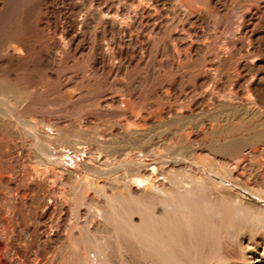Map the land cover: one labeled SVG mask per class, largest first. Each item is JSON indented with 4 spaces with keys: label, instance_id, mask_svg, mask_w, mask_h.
<instances>
[{
    "label": "bare ground",
    "instance_id": "bare-ground-1",
    "mask_svg": "<svg viewBox=\"0 0 264 264\" xmlns=\"http://www.w3.org/2000/svg\"><path fill=\"white\" fill-rule=\"evenodd\" d=\"M88 3H91L89 7L85 6V3L69 0L66 5H68L67 8L71 15L64 16L60 21L56 14H62V0H0V142L6 139L14 140L15 143L25 148V151L29 147L32 148L28 143L30 138L38 145L35 149L37 153L34 156L35 164L24 171L23 166V172L15 171L16 165L14 164L13 168V165L6 164V161L5 165L7 166L3 163L2 166L5 167H0V201H2L0 205L2 227L0 238L9 233V231L7 233V229H10L11 233L18 229L20 235L34 244L41 242L46 247L47 243L56 241L57 246L53 248L55 254L53 259L51 258L52 261L50 260L54 264H264V171L259 173L260 178L256 181L258 183H255L256 189L243 190L244 188L240 189L231 182L232 178L246 180L250 175L247 173V168L252 165V156L264 153V95L262 92L264 90V75L256 73L254 58L258 54L252 53L247 48L237 55L238 52L234 50L235 54L233 50H230L231 48L227 45L228 43L225 44V41L224 44L218 45L214 42L215 40L213 41V38L212 42L199 39L204 29L201 24L206 22L209 17H213L222 25L223 22H226L224 18L226 19L230 14L233 20L229 22L227 28L231 30L235 23H239V20L241 21L247 16L264 14V0H90ZM92 5L96 6L97 13L95 14L98 17L96 22L99 26L101 25L103 33L110 31L114 37L113 41L105 45L98 38L97 33H94L93 37L90 32V35L86 34V31H91L90 28H92L90 27L91 15L89 14ZM166 7L168 8L167 13L176 11L180 16L187 17L189 20L187 34L186 36L183 34L185 37L182 36L179 42L176 39V43L169 51L171 52L169 53L171 54L170 58L163 61L159 57L160 62L167 64L170 71L179 74V84H183L185 78L191 79V83L189 82L190 84L183 94L181 92L182 95L177 94L179 97L177 98L181 99L179 104H175L178 102L176 99L174 103H162L164 99L167 100L174 96L171 92L175 91L177 87L175 79L168 80L166 83L164 80L163 83H160L159 88L154 86L157 89L152 94V98L158 101L156 109H152L156 105H150L151 107H147L148 110L144 109L140 117H134L136 121L130 119V122V120L124 119L125 121L122 122L123 116L132 114L130 102L131 100L137 101L135 95L139 91L138 85L136 94L131 91L132 89L130 90L128 84L119 85L117 88L121 94H106V92L104 94L103 92L100 96L97 95L98 98L95 100L90 95L91 92L75 91L77 88L69 90L74 83L70 82L67 86L65 85L62 93L63 110L76 112L77 117L72 119L75 115L71 118L57 116L53 115V112L51 114L53 116L41 114L42 109L46 107L47 110L50 108L55 112L60 111V104L58 105L59 100L56 101L58 98L46 101V97L51 93L49 86L52 84L48 86L42 80L25 76L24 71L27 69L29 71L30 65H32L34 51L39 57L45 55L50 57L53 65L56 66L65 57L67 58V55L69 56L73 52L75 54V51L80 49H86L88 53L98 51L100 59H107L109 62L117 56L122 57L128 54L133 56L134 53H143V49H148L149 52L155 51L153 47L157 45V36L160 37L162 33H165L168 27L169 16L164 14ZM31 9L37 10L38 18L33 19L30 13ZM193 9H197L199 12L194 15L192 14ZM145 25L149 26V29L146 27L149 34L145 33V29L140 31L141 28H145ZM229 29L228 31H230ZM32 30L39 35L38 40L33 38ZM236 34L237 32L233 33L234 36ZM210 37L211 35L209 38H205L210 39ZM246 39L248 38L246 37ZM243 40L239 43H243L245 41ZM233 43H235L234 40ZM230 45L232 46L231 43ZM78 52L81 53V51ZM84 52L82 53L84 54ZM91 54H88L87 57L89 58ZM162 55L163 51H161ZM67 59L69 60V57ZM127 64L124 66L125 69ZM148 64L146 65L148 66ZM121 66L116 65V71L121 72L123 67ZM222 66H225L224 69H227L228 72L226 74L227 85L222 80L225 76L221 78V71H219L220 75L218 73ZM42 68L45 73L43 77L45 76L44 79L46 78V82H48L47 79L53 77L56 68L48 65H43ZM137 70L139 69L137 68ZM96 74L98 75V73ZM171 75H173L172 72ZM167 77L164 78L167 79ZM58 80L60 81V78ZM90 81L87 82L90 83ZM109 82L112 84L111 81ZM80 84L78 86L82 87ZM135 84L137 83L135 82ZM106 85L104 86L106 87ZM252 90L259 92L257 100L252 98ZM91 94H94L93 91ZM186 98H191V102L181 103ZM60 102L62 105L61 100ZM94 103L96 108L100 109L98 111L105 115V118H107L106 115H109L113 119L110 120L112 122L110 130L106 123L109 133L105 132L106 130L100 131L101 133L97 132L98 128L102 126H96L95 129L98 130H95L92 127L94 124L91 127L96 132L89 129L88 110ZM111 105L117 106V109L108 110ZM59 113L62 115L61 111ZM118 118H121L122 121ZM151 119L162 124L160 128L163 127V130H159L167 134V137L159 142L156 139L157 142L154 144H159L156 146L152 144L151 150H158L159 154L164 157H174L169 161L168 172H162L164 176H160L161 172L160 175L155 173L158 168L152 164V168H149L138 160L120 159L121 155L119 156L120 160L114 162L116 167L97 168L101 171V176L107 178L101 181L100 185L88 186L82 181L81 184L76 182L69 184L70 180L73 181L72 178L78 177V174L76 170L66 166L65 158L61 157L60 159L58 150L62 151L65 154L63 157L65 156L67 159L75 155L79 158L88 156V158L95 157L101 162L108 161L109 154L116 153L113 152L116 148L114 144L120 142L113 143L112 140V145L111 138H108L111 137L110 135H115L118 138L123 137L124 140L129 139L128 146L134 138H144L145 140L144 136L148 131V127L146 128L145 125ZM235 119H247L248 122L240 125V122L234 123ZM221 120L232 122V125L227 126V131L233 133L240 130L245 133L253 131L255 139L246 145L244 140L242 143L245 146L241 149L238 147V142L244 139V135L241 138L227 136L228 138L223 142H215L216 145H229L231 148L233 146L237 148L231 150L232 154L228 158V161H231L230 165L234 166L233 173L229 177L225 175L222 177L220 172V174H217V171L211 173L207 168H203L199 154L208 155L209 149L205 147L196 149L194 146L195 138L206 136L210 132L212 134L220 133ZM257 123H263V125ZM15 127L19 131H16ZM7 128L13 129L7 131ZM155 133L158 135L157 132ZM148 136L151 137V135ZM127 140L126 142H128ZM135 141L132 142L133 145ZM205 142L204 140L203 143ZM145 143L146 141L143 144ZM122 144L126 145L124 142ZM138 144L136 145L138 146ZM118 146L120 147V145ZM128 146L127 148L130 147ZM145 149L146 151L150 150L148 147ZM145 149L142 148V151ZM125 154H127L126 151ZM218 156L220 155L215 154L214 160L219 159ZM222 158L220 159L223 161ZM191 160L198 165V170L191 166ZM77 165L81 166L79 162ZM85 167L89 170V174L90 171L94 172L95 170V167L92 168L88 163L85 164ZM132 171H136V173L133 172L136 175H133ZM84 175L86 174L84 173ZM50 178H55L64 185L68 183V187H66L68 189L48 185L47 182ZM106 185L112 187V189L110 188L111 192L108 191V193L104 189ZM46 195L49 196V201L46 200L48 198ZM67 201L69 202V214H67L69 220L61 213ZM83 205L86 206L87 213L84 212L86 218L81 223L79 220L81 218L80 209ZM25 212L33 215L34 225L31 224V227L26 225L20 227L16 225L18 223L15 224V216L21 215L24 218ZM15 240L13 235L5 242L0 240V264H40L39 262L43 261L38 259L37 254L32 253L34 255L32 258L30 250L27 251V249L15 245ZM41 247L43 248V245ZM42 256L45 257L44 254Z\"/></svg>",
    "mask_w": 264,
    "mask_h": 264
},
{
    "label": "rangeland",
    "instance_id": "rangeland-1",
    "mask_svg": "<svg viewBox=\"0 0 264 264\" xmlns=\"http://www.w3.org/2000/svg\"><path fill=\"white\" fill-rule=\"evenodd\" d=\"M68 1L69 0H62V6L63 7H61V13L62 14H56V17H58L57 19H59L60 18V21H61V18H62V20H63V18H64V16H69V15H71L70 14V11L68 10V8H67V6L68 5H66V4H68ZM76 1H79V2H82V3H85L86 5L85 6H88L89 7V4L91 5V3H88V2H90V0H76ZM88 3V4H87ZM95 5H92L91 6V9L92 10H90L89 11V14L91 15V21H90V27H92V28H90L91 29V31H89V30H87L86 32V34L87 35H90L91 34V36L93 37L94 36V33H97L96 35L98 36V38H100L101 39V42H103V44L105 45V44H107V43H110L111 41H113V39H114V37H113V34L110 32V31H107V32H104L103 33V31H102V29H101V25L99 26V24H97V22L96 21H98V17H97V15L95 14V13H97L96 11V6L94 7ZM93 7H94V9H93ZM65 10V11H64ZM67 10V11H66ZM64 11V12H63ZM92 11H94V12H92ZM166 11H168V8L166 7L165 9H164V12H166ZM192 14H197L198 12H199V10H197V9H193L192 10ZM30 13H31V16L33 17V19H36V18H38L39 17V13L37 12V10L35 11H33V9H31V11H30ZM38 13V14H37ZM95 15H94V14ZM169 13V12H168ZM167 12L166 13H164L165 15H168L169 16V21H168V23H167V28H166V31H165V33H162L161 35H160V37L159 36H157V45L155 46V47H153V49L155 50V51H150L149 52V50L148 49H143V53H134L133 54V56H132V54H128V55H123L122 57H114V59H112L110 62H109V60L107 61V59L105 60H102V59H100L101 57H100V54H99V52L98 51H95V52H90V53H88L87 51H86V49L85 50H83V49H80V50H78V51H81V53L80 52H78V51H75V54H74V52L73 53H71V55H67V58L69 57V60L65 57V59H63V61L65 62H63V61H61V63L60 64H58L57 66L56 65H53V62H52V59H50V57H48V56H44V57H39V56H37V54H36V51H34L35 52V55H34V57H33V62H32V65H30V69H29V71H27V70H25L24 72H25V76H26V78L28 77V76H30V78H36L37 80H42V81H44L48 86H49V84H52L51 86H49V88L51 89V95L49 94L46 98V101L47 102H49V101H51V99H52V101L53 100H55L54 98H58V99H56V101H58L59 100V103H58V105L60 104V107H59V109H60V111H61V113H62V115L59 113L60 111H58V112H55L53 109H50V108H48V110L46 109V108H44V109H42V112H41V114H43L44 116H53V115H59V116H67V117H69V118H71L72 116H74L72 119H74V118H76L77 117V114H75L76 112H66L65 110H63V106H64V102H63V99H62V93H63V90L65 89V85L67 86V84H70V82L71 83H73L72 85H73V87L72 88H69V90H75L76 88H77V90H75V91H87V92H91L92 93V91H93V93L94 94H91L90 93V95L93 97V99H95V98H98L97 97V95L98 96H100L101 94H103V92H104V94H105V92H106V94L107 93H116V94H118L119 93V91H118V86L119 85H129L130 86V90L134 93V94H136L137 93V91H138V87H139V91H138V93L135 95V96H137V101H134V100H131V102H130V106H131V110H132V114H127V115H125V116H123L122 118H123V121H122V119L121 118H118V119H121V121L122 122H124L125 120H132V121H136V119L134 118L135 116L137 117H140V115H142V113H143V111H144V109H146V110H148L147 109V107H151V106H153V105H156V106H153L152 107V109H156V107H157V103H158V101L157 100H155V98H152V94L154 93V91H155V89H157V88H159L160 87V83H163V81L165 80V83L168 81V80H174L175 79V82H176V85L175 86H177L175 89V91H173V92H171V94H173L174 96H172V98L173 97H175V98H170V99H164L163 101H162V103L164 104V103H168V102H171V103H174L176 100L178 101V102H175V104H179V102L181 101V99H178L179 97H178V95L177 94H179V95H182L183 94V91H185V89H187V87H188V85L191 83V79L190 78H185V80H184V82H183V84H179V74H177L176 72H174V71H170V68L168 67V66H166L167 64H165V63H162V62H160V60L161 59H163V61H165V60H167L168 58H170L169 56L171 55V54H169V53H171V52H169L170 50H171V48H172V45H174L175 43H176V39L178 40V42H179V40L181 39V37L183 36V37H185L186 36V34H187V25H188V23H189V20L187 19V17L185 18V17H182V16H180L176 11L175 12H170L169 14H168ZM176 14V15H175ZM175 15V16H174ZM229 16H230V14H228ZM227 15V17H226V19L224 18V21L226 20V22L224 23L223 22V24L222 25H220L218 22H217V20L216 19H214L213 17H209L207 20H206V22L204 21V23L203 24H201V27H202V29H203V31H202V34H201V38H199L200 39V41H207L208 40V42L210 41V42H212L211 41V39L213 38V41L217 44L218 43V45H221V44H224V41H225V44H227L228 46H229V48H231L230 50H233V52L236 54V52H238L237 53V55H239V52H242L244 49H247V48H249L250 49V51L252 52V53H257L258 55L254 58V64H255V67H256V73L257 74H259V75H264V14H255L254 16H247V17H245L244 19H242L241 21L239 20V23L237 22V23H235V25H234V27H233V29H229V28H227V27H229L228 26V24H229V22L231 21V20H233V18L230 16H228ZM258 15V16H257ZM63 16V17H62ZM178 16V17H177ZM175 17V18H174ZM256 17H257V20H256ZM93 19V20H92ZM177 19H179V20H177ZM230 19V20H229ZM250 19V20H249ZM95 20V21H94ZM186 20V21H185ZM256 20V21H255ZM185 21V22H184ZM255 21V22H254ZM263 21V22H262ZM94 24H93V23ZM243 22V23H242ZM95 23H96V25H95ZM170 23V24H169ZM182 23H183V25H182ZM214 23V24H213ZM218 23V24H217ZM242 23V24H241ZM169 24V25H168ZM225 24V25H224ZM250 24V25H249ZM253 24V25H252ZM92 25V26H91ZM225 27H224V26ZM248 25V26H247ZM95 26H96V28H95ZM98 26V27H97ZM182 26H184V27H182ZM144 27V26H143ZM149 29V26L148 25H145V28H141V30H140V28H139V30L140 31H142V30H148L147 28ZM217 27H219V28H217ZM252 27H253V30H252ZM255 27H257L256 29H255ZM173 28V29H172ZM179 28H181V29H179ZM207 28V29H206ZM225 28V29H224ZM237 28V29H236ZM240 28V29H239ZM219 29V30H218ZM227 29V30H226ZM228 29L230 30V31H228ZM251 29V30H250ZM94 32H93V31ZM97 30V31H96ZM177 30V31H176ZM225 30V31H224ZM232 30H233V32H232ZM239 30V31H238ZM262 30V31H261ZM102 31V32H101ZM145 31V33L146 34H149V30L146 32ZM171 31H172V33H171ZM175 31V32H174ZM227 31V32H226ZM89 32H90V34H89ZM101 32V33H100ZM230 32V33H229ZM235 32H237V34H236V36H234L233 35V33H235ZM240 32V33H239ZM168 33V34H167ZM176 33V34H175ZM205 33V34H204ZM32 36H33V38L36 40H38L40 37H39V35H37V34H35V31H33L32 30ZM93 34V35H92ZM101 34V35H100ZM112 34V35H111ZM180 34V35H179ZM185 36H184V35ZM253 34V35H252ZM258 34V35H257ZM261 34V35H260ZM37 35V36H36ZM104 35V36H103ZM163 35V36H162ZM166 37H165V36ZM168 35H169V37H168ZM175 35H178V36H180V37H178V36H175ZM211 35V37H210V39H207V38H205V37H208L209 38V36ZM232 37H231V36ZM255 35V36H254ZM260 35V36H259ZM102 36H103V38H102ZM108 36V37H107ZM212 36H214V37H212ZM226 36H228V37H226ZM249 36H250V38H249ZM251 36H253V37H251ZM259 36V37H258ZM262 36V37H261ZM111 37V38H110ZM152 37H154L153 35H152ZM168 37V38H167ZM175 37V38H174ZM246 37L248 38V39H246ZM109 38V39H108ZM161 38V39H160ZM170 38H172V39H170ZM205 38V39H204ZM215 38V39H214ZM217 38V39H216ZM237 38V39H236ZM245 38V39H244ZM258 38H260L259 40H260V43L258 42L259 40H258ZM170 39V40H169ZM175 39V40H174ZM236 39V40H235ZM241 39V40H240ZM245 41H244V40ZM257 39V40H256ZM163 40H165V41H163ZM217 40V41H216ZM227 40V41H226ZM229 40H231V41H229ZM233 40H234V42L235 43H233ZM242 40L244 41L243 43H239V42H242ZM247 40V41H246ZM161 43V45H159L160 43ZM167 41H169L168 43H167ZM105 42V43H104ZM171 42V43H170ZM223 42V43H222ZM245 42H246V44H245ZM159 43V44H158ZM164 43V44H163ZM166 43V44H165ZM230 43L232 44V46L230 45ZM248 43H249V45H248ZM263 43V44H262ZM233 44H234V46H233ZM235 44H236V46H235ZM166 45V46H165ZM238 45V46H237ZM254 46V47H253ZM261 46V47H260ZM161 47V48H160ZM240 47H242V48H240ZM260 47V48H259ZM163 48H165L164 50H163ZM252 48V49H251ZM263 49V51H262V49ZM160 49V50H159ZM167 49V50H166ZM240 49V51H237V50H239ZM254 49V50H253ZM261 49V50H260ZM85 51L84 52V54L86 55H84L82 52L83 51ZM146 50V51H145ZM156 50H158V51H156ZM234 50H236V52L234 51ZM161 51H163V58H162V56H161ZM168 51V52H167ZM77 52V53H76ZM141 52V51H140ZM168 53V55H167V53ZM91 54V55H89L90 57V59L87 57L88 56V54ZM156 54V56H154ZM165 54V55H164ZM137 55V56H136ZM141 55H142V57H141ZM151 55V56H150ZM167 55V56H166ZM71 56V57H70ZM78 56V57H77ZM166 56V57H165ZM261 56V57H260ZM92 57V58H91ZM98 57H99V59H98ZM130 57V58H129ZM159 57H161V59L159 58ZM41 58V59H40ZM72 58H74L73 60H71ZM76 58V59H75ZM86 58V59H85ZM120 58V59H119ZM136 58H137V60H136ZM146 58V60H144ZM37 59V60H36ZM67 59V60H66ZM88 59H89V61H88ZM93 59V60H92ZM118 59V61H120V62H116V60ZM123 59V60H122ZM140 59V60H139ZM165 59V60H164ZM44 60V61H43ZM84 60H86V61H84ZM256 60V61H255ZM36 61V62H35ZM68 61V62H67ZM72 61V62H71ZM77 61V62H76ZM87 61H88V63H89V65H87L88 63H87ZM92 61H93V63H92ZM123 61V62H122ZM141 61V62H140ZM143 61H145V62H143ZM262 61H263V63H262ZM49 62V63H48ZM51 62V63H50ZM63 62V63H62ZM86 62V63H85ZM103 62V63H102ZM105 62V63H104ZM114 62V63H113ZM115 62H116V64H115ZM135 62V63H134ZM142 62H143V64H142ZM44 63V64H43ZM47 63V64H46ZM68 63V64H67ZM83 63H85V64H83ZM109 63V64H108ZM124 63V64H123ZM128 63V64H127ZM130 63H131V65H130ZM134 63V64H133ZM147 63H149L148 64V66L146 65ZM48 65L49 67H53V68H56L55 69V71H54V74H53V77H49L48 79H47V81L48 82H46V78L44 79V77H43V75H45V73H44V69L42 68L43 67V65ZM70 64V65H69ZM96 64H97V66H96ZM99 64V65H98ZM105 64V65H104ZM111 64V65H110ZM115 64V65H114ZM123 64V65H122ZM126 64H127V68L125 69L124 68V66H126ZM258 64H260V65H258ZM53 65V66H52ZM68 65V66H67ZM86 65V66H85ZM102 65H103V67H102ZM113 65H114V67H113ZM116 65H118V66H121L122 67V69L120 70L121 72H119V71H116L117 69H115V66ZM34 66V67H33ZM109 66V67H108ZM129 66H131V67H129ZM261 66V67H260ZM38 67V68H37ZM41 67V68H40ZM61 67V68H60ZM82 67H86L85 69L84 68H82ZM89 67V68H88ZM97 67H98V69L100 70H104V71H99L98 69H97ZM106 67V68H105ZM113 67V68H112ZM140 67V68H139ZM142 67V68H141ZM146 67V68H145ZM164 67V68H163ZM224 67L225 66H222L219 70H218V73H219V71H221V75H220V73H219V75L221 76V78H222V76H225V78L223 77L222 78V80H223V82L224 83H226V85H227V69H224ZM89 70H88V69ZM104 68V69H103ZM108 68V69H107ZM137 68L139 69V70H137ZM166 68V69H165ZM224 70H223V69ZM63 69V70H62ZM91 69V70H90ZM95 69H97V70H95ZM109 69H110V71H109ZM129 69V70H128ZM259 69V70H258ZM83 70V71H82ZM94 70H95V72H94ZM34 71V72H33ZM58 71V72H57ZM91 71V72H90ZM147 73H146V72ZM152 71V72H151ZM86 72V73H85ZM87 72H89V73H87ZM93 72V73H92ZM145 72V73H144ZM149 72V73H148ZM171 72H172V74L173 75H171ZM225 73V75H224V73ZM87 75V74H89V75H91V73H92V77L91 76H89V75H87V76H89V77H87V76H83V75H85V74ZM95 73V74H94ZM96 73H98V75L96 74ZM120 73V74H119ZM165 73H166V75H165ZM30 74V75H29ZM130 74V75H129ZM151 74V75H150ZM96 75V76H95ZM129 75V76H128ZM159 75H160V77H159ZM164 75V76H163ZM32 76V77H31ZM35 76V77H34ZM94 76V77H93ZM146 76V77H145ZM168 76V77H167ZM170 76V77H169ZM220 76H219V78H220ZM55 77V78H54ZM76 77V78H75ZM87 77V78H86ZM91 77V78H90ZM164 77H167V79H165ZM29 78V77H28ZM39 78V79H38ZM42 78V79H41ZM60 78V81L58 80ZM83 78V79H82ZM86 78V79H85ZM94 78V79H93ZM169 78V79H168ZM50 79V80H49ZM71 79V80H70ZM82 79V80H81ZM88 79V80H87ZM118 79V80H117ZM158 79H160V80H158ZM187 79V80H186ZM78 80V81H77ZM89 80H91L90 81V83H88L87 81H89ZM156 80V81H155ZM162 80V81H161ZM51 81V82H50ZM79 81H86L85 83H79ZM109 81H111V83L113 84H110V82ZM113 81V82H112ZM117 81V82H116ZM131 81V82H130ZM158 81V82H157ZM177 81H178V83H177ZM186 81V82H185ZM60 82V83H59ZM66 82V83H65ZM109 82V83H108ZM126 82V83H125ZM129 82V83H128ZM133 82V83H132ZM135 82L137 83V84H135ZM145 82V83H144ZM147 82V83H146ZM157 82V83H156ZM190 82V83H189ZM58 83H59V85H58ZM140 85H139V84ZM153 83V84H152ZM78 84H80V86H82V87H79L78 86ZM86 84V85H85ZM105 84H107L106 85V87L104 86ZM133 84H135V85H133ZM144 85V87H143V85ZM152 84V85H151ZM156 84V85H155ZM159 84V85H158ZM95 85V86H94ZM110 85V86H109ZM137 85H138V87H137ZM148 85V86H147ZM54 86V87H53ZM78 86V87H77ZM142 86V87H141ZM150 86H151V88H150ZM157 87V88H155V87ZM185 86V87H184ZM116 87V88H115ZM136 87H137V89H136ZM180 87V88H179ZM184 87V88H183ZM53 88V89H52ZM114 88V89H113ZM141 88H144V89H141ZM154 90H153V89ZM179 88V89H178ZM79 89H81V90H79ZM87 89V90H86ZM88 89H89V91H88ZM98 89V90H97ZM103 89V90H102ZM105 89H107L106 91H105ZM183 89V90H182ZM96 90V91H95ZM120 90V89H119ZM152 90V91H151ZM141 91H143V92H141ZM150 91V92H149ZM100 92V93H99ZM139 92H141V93H139ZM179 92V93H178ZM182 94H181V93ZM254 92V93H253ZM262 92H263V95H264V90H262ZM54 94V95H53ZM96 94V95H95ZM119 94H121V92L119 93ZM141 94H142V96H141ZM151 94V95H150ZM262 94V93H261ZM251 95H252V98L254 99V100H257L258 99V95H259V92H256L255 90H252L251 91ZM253 95H255V96H253ZM149 96H151V97H149ZM50 99H49V98ZM178 97V98H177ZM141 99V100H140ZM150 99V100H149ZM176 99V100H175ZM191 98H189V99H184L183 100V102H181V103H185V104H187V103H189V101L191 102V100H190ZM60 100L62 101V105H61V102H60ZM96 100V99H95ZM173 100V101H172ZM185 100H188V101H185ZM55 101V102H56ZM157 101V102H156ZM151 105V106H150ZM92 106H93V108H92ZM92 106L89 108V112H88V114H89V122H90V124H88V127L90 126L91 127V125H93L92 127H94V129H95V127L97 126H102V127H100V128H98L99 129V131H97V132H102L103 130L105 131V132H107L108 131V133H109V130H110V127H111V125H112V120L113 119H111L110 118V116L109 115H106L107 116V118H105V115H103V113H101L100 111H98V110H100L99 108H96V105H95V103H94V105L92 104ZM95 106V107H94ZM139 107V108H138ZM91 109H93V110H91ZM110 109H112V110H114V109H117V106H114V105H111L110 107H108V110H110ZM53 110V111H52ZM48 111H49V113H48ZM95 111V112H94ZM98 113H100V114H98ZM54 114H53V113ZM65 112V113H64ZM94 112V114H91V113H93ZM147 112H149V111H147ZM56 113V114H55ZM58 113V114H57ZM51 114H53V115H51ZM70 115V116H69ZM109 116V117H108ZM103 117V118H102ZM105 118V119H104ZM92 119V120H91ZM99 119V120H98ZM107 119H109V120H107ZM125 119V120H124ZM95 120V121H94ZM97 120V121H96ZM111 120V121H110ZM131 120H130V122H131ZM105 121H107V122H105ZM110 123H109V122ZM225 121V122H224ZM93 122V123H92ZM228 122V123H227ZM238 122H240V125L241 124H246L248 121H247V119H235L234 120V123H238ZM243 122V123H242ZM102 123V124H101ZM104 123H105V125H104ZM108 125H107V124ZM154 123H157V124H154ZM159 122H157V121H152V119L150 120V121H148L147 123H146V125H145V127L147 128V130L150 132H148L147 131V135L146 136H144V137H149L148 139H146L145 138V140H144V138H142V137H140V138H142V139H139V138H134L133 139V141L134 140H136L135 142H134V145H133V141H130L131 143H130V147H131V145H132V147L130 148L127 144L129 143V139L127 140L128 142H126V140H124L125 138H118V137H115V135L114 136H112V135H110L111 137H108V138H111V144L113 145V143L115 142V141H120L119 142V144L116 142V144H117V146H116V144H114V146L116 147V148H114V151L113 152H116L115 154L113 153H110L109 155L110 156H108L109 158H108V161H105V162H101V161H99L98 159H96L95 157H89L88 158V156H84V157H82V158H79V157H77V156H75V155H73L72 157H69L68 159L64 156L63 157V155H65L62 151H60V150H58V154H59V157H60V159H61V157L62 158H65L64 159V162H66L65 164H66V166L68 167V168H70V169H73V170H76L77 171V174H78V177H76V178H72V180L73 181H69V184H75V182L77 183V184H81V181L83 182V184H85V185H88V186H96V185H100L101 184V181H103V180H106L107 178L106 177H103V176H101V171L100 170H98V169H105V168H107V167H109V168H114V167H116L117 165H115V163L114 162H116L117 160H120V159H127V160H129V161H131V160H138V161H141L142 163H143V165H145V166H148L149 168H152V165H154V166H156V168H158V170H157V172H155V173H157V174H159L160 172L162 173L163 171L164 172H168V168H169V165H170V163H169V161H170V159L172 160V159H174V157H171V156H162L161 154H159V151L158 150H156V149H154L153 151L151 150V148L153 147V145H157V144H159V143H156V144H154L155 142H159V140H161V139H165L166 137H167V134L165 133V132H161L159 129H161L160 127L162 126V124H158ZM226 123H227V125H226ZM232 122L230 121L229 122V120H221L220 121V124H221V129H220V133H208V134H210V135H206V136H203V137H200V138H195L194 139V146H195V148L196 149H199V148H208L209 149V154L208 155H206V154H199V156H200V161L202 162V167L203 168H207L208 170H210V172L211 173H216V171L218 172L217 174H220L222 177H225V176H227V177H229V176H231L232 175V173H233V169H234V166L233 165H230L231 163V161L229 162L228 160V158L230 157V155L232 154V151H233V149H237L235 146H233L232 148L231 147H229V145H219V144H215V142L216 141H221V142H223L226 138H228V137H232V138H241L242 137V135H244L243 137H244V139L242 140L241 139V141H239L238 142V147H239V149H241V148H243L248 142H251L252 140L254 141L255 139L253 138V135H254V132L253 131H251V132H244V131H238V132H229V131H227L226 130V128H227V126L230 124V125H232L231 124ZM110 124V125H109ZM151 126H150V125ZM257 124H259V125H263V123H257ZM104 125V126H103ZM108 126V129H107V126ZM154 125V127H152ZM160 125V126H159ZM239 125V124H238ZM155 126H159L158 128L157 127H155ZM223 126V127H222ZM89 127V129L91 130L92 129V131L94 130L92 127L90 128ZM150 127H151V129H150ZM260 127V126H259ZM101 128H102V130H101ZM225 130H224V129ZM11 129H13V128H7V131L8 130H10V131H12ZM16 131H19V129L18 128H14ZM97 128L95 129V130H98ZM157 129H158V131H157ZM14 130V131H15ZM94 130V131H95ZM161 130H163V127H162V129ZM13 131V132H14ZM15 131V132H16ZM160 131V133H158ZM96 132V131H95ZM100 132V133H101ZM154 132V133H153ZM155 132H157L158 133V135L160 136L161 134V136L159 137ZM253 132V133H252ZM153 134H155V135H153ZM223 134V135H222ZM251 134V135H250ZM148 135H151V137H152V139H151V137L150 136H148ZM231 135V136H230ZM236 135V136H235ZM228 136V137H227ZM234 136V137H233ZM247 136V137H246ZM216 137V138H215ZM209 138V139H208ZM212 138V139H211ZM220 138V139H219ZM247 138V139H246ZM150 139V141H148ZM156 139H157V141H156ZM182 139H183V137H182ZM200 139V140H199ZM7 140V141H6ZM6 140H4V141H2V142H0V146L2 145L3 146V148H2V146H1V148H0V167L2 166V164L3 165H5V161H6V164H10L13 168L15 167V165H16V167H15V171H18V172H23L26 168H28L29 166H33L34 164H35V159H34V156H36V152H35V149H36V147H38V145L34 142V140L33 139H31L30 138V141L28 142V143H30L29 145L32 147V148H30L29 147V149H26V151H25V148H22L20 145H18L17 143H15L16 141H12V140H10L11 141V144H10V141H8V139H6ZM112 140H113V143H112ZM130 140H132V139H130ZM140 140H142V142L140 143ZM152 140V141H151ZM204 140L206 141L205 143H203L204 142ZM245 140V141H244ZM247 140H249V141H247ZM6 141V142H5ZM121 141H122V143L124 142L129 148H127V146L126 145H124V144H122L121 143ZM146 141V143L145 144H143L144 142ZM200 143H199V142ZM212 141V142H211ZM244 141V146H243V142ZM247 141V142H246ZM4 142V143H3ZM140 143V144H138V143ZM150 142V143H149ZM241 142V143H240ZM13 143H15V144H13ZM213 143V144H212ZM4 144H6L5 146H4ZM8 144V145H7ZM136 144H138V146L136 145ZM147 144V145H146ZM153 144V145H152ZM201 144V145H200ZM205 144V145H204ZM210 144V145H209ZM10 145H13V146H10ZM15 145V146H14ZM118 145H120V147L118 146ZM123 147H122V146ZM135 145H136V147H135ZM145 145V146H144ZM208 145V146H207ZM126 146V147H125ZM207 146V147H206ZM209 146H211V148H209ZM220 146H222V147H220ZM224 146H226L225 148H227V149H225L224 148ZM4 147H5V149H6V151H5V149H4ZM10 147V148H9ZM13 147V148H12ZM122 147V149H120ZM127 148L128 149V151H127V149L125 150V148ZM135 147V148H134ZM145 147H148V148H150V150L148 149L147 151H146V149H145ZM198 147V148H197ZM7 148H9V149H7ZM113 148V147H112ZM120 149V151H118L119 149ZM136 148H139V149H136ZM142 148H144L145 150H143L142 151ZM223 148H224V152H223ZM19 149V150H18ZM115 149H118V150H116L115 151ZM130 149V150H129ZM133 149V150H132ZM135 149V150H134ZM141 149V150H140ZM208 149H207V152H208ZM2 150H4V151H2ZM31 150V151H30ZM227 150V151H226ZM232 150V151H231ZM28 151H30V152H28ZM35 153H34V152ZM125 151H126V153L127 154H125ZM129 151H133L132 153L134 154H132L131 152H129ZM146 151V152H145ZM156 151V152H155ZM216 151V152H215ZM4 152V153H3ZM13 154H11V153ZM14 152V153H13ZM16 152H18V153H16ZM34 154H33V153ZM109 152H111V151H109ZM124 152V153H123ZM137 152V153H136ZM212 152H214V153H212ZM228 152V153H227ZM229 152H231V153H229ZM31 153V154H30ZM121 153V154H120ZM123 153V154H122ZM142 153V154H141ZM144 153V154H143ZM146 153V154H145ZM220 153V154H219ZM10 154V155H9ZM120 154V155H119ZM213 154V155H212ZM215 154H217V155H220V156H218L217 158H219V159H217V160H214V158H213V156H215ZM224 154V155H223ZM228 154V155H227ZM263 155H261V154H257V156L256 155H254V156H252V158H251V164L252 165H250L248 168H247V170L249 171H247V173H249L250 175H249V177L246 179V180H236L235 178H232V183L233 184H235V186H237V187H239L240 189H243V190H250V189H256L257 187H256V184L258 183V182H256V181H258V179L260 178V176H259V173H261V172H263L264 171V169H262V168H264V166H262V164H264V153H262ZM8 155V156H7ZM16 155V156H15ZM116 155H117V157H116ZM122 155V156H121ZM146 155V156H145ZM227 155V156H226ZM2 156H4V157H2ZM7 156V157H6ZM29 156V157H28ZM119 156H121V158L119 159ZM148 156V157H147ZM161 156V157H160ZM10 157V158H9ZM27 157H28V159H27ZM159 157V158H158ZM223 157V158H222ZM227 157V158H226ZM3 158V159H2ZM9 158V159H8ZM31 158V159H30ZM86 158V159H85ZM93 158V159H92ZM154 158V159H153ZM161 158V159H160ZM165 158V159H164ZM220 158H222L223 159V161L220 159ZM8 161H7V160ZM13 159V160H12ZM83 159V160H82ZM167 159V160H166ZM169 159V160H168ZM4 160V161H3ZM14 160H15V162H14ZM29 160V161H28ZM32 160V161H31ZM68 160V161H67ZM91 160V161H90ZM113 160H115V161H113ZM224 160H226L225 162H224ZM34 161V162H33ZM73 161V162H72ZM86 161V162H85ZM11 162V163H10ZM72 162V163H71ZM77 162H79L80 163V165L81 166H78L77 165ZM155 162H157V163H155ZM167 162V163H166ZM193 162V163H192ZM214 162V163H213ZM29 163V164H28ZM31 163V164H30ZM86 163H88L92 168L93 167H95V170H94V172H92V171H90V174H89V170H87L86 169V167H85V164ZM190 163H191V166L195 169V170H198V165L193 161V160H191L190 161ZM223 163H225V164H223ZM15 164V165H14ZM76 165V166H73V165ZM94 164V165H93ZM152 164V165H151ZM157 164V165H156ZM163 164H164V166H163ZM196 164V165H195ZM257 164V165H256ZM256 165V166H255ZM5 166H7V165H5ZM5 166H2L1 168H3V167H5ZM23 166H24V169H23ZM27 166V167H26ZM151 166V167H150ZM163 166V167H162ZM207 166V167H206ZM255 166V167H254ZM260 166V167H259ZM22 167V168H21ZM148 167H146V168H148ZM0 168V169H1ZM81 168H83V169H81ZM98 168V169H97ZM162 170H161V169ZM166 168V170H164ZM22 169H23V171H22ZM85 169V170H84ZM212 169V170H211ZM45 170H47V168H45ZM97 170V171H96ZM161 170V171H160ZM224 170H226V171H224ZM250 170H252V171H250ZM97 173H99L100 174V176H98L99 174H97ZM99 171V172H98ZM159 171V172H158ZM214 171V172H213ZM80 174H79V173ZM133 172H135L136 173V171H132V174L133 175H136L135 173H133ZM220 172V173H219ZM84 173L87 175V173H88V175L86 176V175H84ZM95 173V174H94ZM160 173V174H161ZM165 173V174H166ZM224 173H226V174H224ZM120 174V173H119ZM159 174V175H160ZM228 174H230V175H228ZM90 175V176H89ZM164 176V174L162 173L160 176ZM225 175V176H224ZM86 176V177H85ZM90 178H89V177ZM94 177V178H93ZM258 177V178H257ZM85 178H89V179H85ZM57 179H53V178H50L49 179V181L47 182L48 183V185H50V186H53V185H56L57 187L59 186V187H68V183L67 184H61L58 180L56 181ZM86 180V181H85ZM50 181H51V183H50ZM85 181V182H84ZM91 181V182H90ZM72 182V183H71ZM86 182H88V183H86ZM90 183V184H89ZM256 183V184H255ZM58 184V185H57ZM62 185V186H61ZM246 186V187H245ZM251 187V188H250ZM112 189V187H110V186H108V185H106V186H104V189L108 192H111V189ZM247 188V189H246ZM66 189H68V188H66ZM108 192V193H109ZM46 196H48V195H46ZM49 199V196H48V198H46V200H48ZM49 201V200H48ZM2 201H0V205L2 204L1 203ZM68 205H69V202L67 201V203H65L64 204V206H63V209H62V211H61V213H63L64 215H63V217H68L67 216V214H69V207H68ZM65 207V208H64ZM83 207V208H82ZM81 207V218L79 219L80 220V222L81 223H83V221H85V218H86V213H87V209H86V206H82ZM84 207H85V209H84ZM68 210H67V209ZM83 210H85V211H83ZM83 211V212H82ZM67 212V213H66ZM84 212H85V214H84ZM82 213H83V215H85L84 217H82L83 215H82ZM66 214V215H65ZM32 214L30 213L29 214V212H25V216H24V218H22V216L21 215H16L15 216V218H14V220H15V224L16 223H18V224H16L17 226L19 225L20 227H24L23 225H26V226H29V227H31L32 225H34V218H33V215L31 216ZM60 215V214H59ZM57 217H58V215H57ZM68 220H69V217L67 218ZM19 221V222H18ZM67 221V220H66ZM65 221V222H66ZM66 223H68V222H66ZM32 224V225H31ZM66 225V224H65ZM4 227H5V225H4ZM2 227H1V224H0V230H2L1 229ZM8 231H9V233H8ZM14 233H11V230L10 229H7V233L8 234H4V235H2L1 236V238H0V240L2 241V242H5V240L6 239H8L10 236H12L13 235V239L15 240L14 241V243H15V245H18L19 247H21V248H25V249H27V251H29V253L32 255V258L34 257V255L33 254H37V257H38V259H40V260H43V261H40L39 263L40 264H52L53 262H51L52 261V257H53V255L55 254L54 252H55V250L53 249V248H55L56 246H57V243H56V241H51L52 243H50L49 242V244L47 243L46 244V247H45V245L44 244H41V242L39 243H35L34 244V242L33 243H31V242H29L24 236H22V235H20V233H18L19 232V230L17 229V230H15V231H13ZM16 234V235H15ZM4 236V237H3ZM4 238V239H3ZM18 240V241H17ZM23 240V241H22ZM20 241V242H19ZM26 242V243H25ZM43 243V242H42ZM39 244H40V246H39ZM51 244V245H50ZM54 244V245H53ZM29 245H30V247H29ZM37 245H38V247H37ZM41 245H43V248L41 247ZM25 246V247H24ZM32 246V247H31ZM50 246V247H49ZM29 247V248H28ZM36 248V249H35ZM44 249V250H43ZM48 249V250H47ZM51 249H53V250H51ZM34 250V251H33ZM37 251V252H36ZM45 252V253H44ZM48 252V253H47ZM33 253V254H32ZM42 254H44L45 255V257L44 256H42ZM40 257H39V256ZM43 257V258H42ZM42 258V259H41ZM52 258V259H51ZM45 259V260H44ZM51 260V261H50ZM50 261V262H49ZM43 262V263H42ZM54 264V263H53ZM226 264H230V263H226ZM236 264H242V263H236Z\"/></svg>",
    "mask_w": 264,
    "mask_h": 264
}]
</instances>
